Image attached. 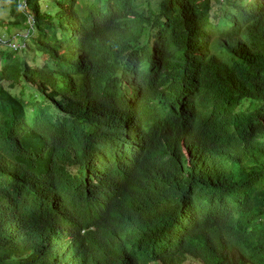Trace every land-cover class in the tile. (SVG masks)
<instances>
[{"label":"trees","instance_id":"1","mask_svg":"<svg viewBox=\"0 0 264 264\" xmlns=\"http://www.w3.org/2000/svg\"><path fill=\"white\" fill-rule=\"evenodd\" d=\"M10 10L0 264H264V0Z\"/></svg>","mask_w":264,"mask_h":264},{"label":"rangeland","instance_id":"2","mask_svg":"<svg viewBox=\"0 0 264 264\" xmlns=\"http://www.w3.org/2000/svg\"><path fill=\"white\" fill-rule=\"evenodd\" d=\"M10 16H11L10 0H0V19H2L1 21H3L4 25L6 24L7 26H10L14 22V20L10 19ZM13 31H15V29H13L11 32H13ZM27 34H28V32H26L24 35L26 36ZM0 35H2V36L5 35V31L2 28H0ZM40 62H41V60H38V63H40ZM185 263H187V264H199L195 261H191L188 259L186 260Z\"/></svg>","mask_w":264,"mask_h":264},{"label":"clouds","instance_id":"3","mask_svg":"<svg viewBox=\"0 0 264 264\" xmlns=\"http://www.w3.org/2000/svg\"><path fill=\"white\" fill-rule=\"evenodd\" d=\"M144 46H148V47H149L148 44H146V45H144ZM146 71H147V72H151V71H152L151 66L147 67ZM178 105H179V104H178ZM179 106H180V105H179ZM180 107H181V106H180ZM223 161H224V162H227V160H225V159H223ZM229 165H230V167H231V162H229Z\"/></svg>","mask_w":264,"mask_h":264},{"label":"built area","instance_id":"4","mask_svg":"<svg viewBox=\"0 0 264 264\" xmlns=\"http://www.w3.org/2000/svg\"><path fill=\"white\" fill-rule=\"evenodd\" d=\"M11 47H12L13 49H14V48H16L14 45H13V46H11Z\"/></svg>","mask_w":264,"mask_h":264}]
</instances>
